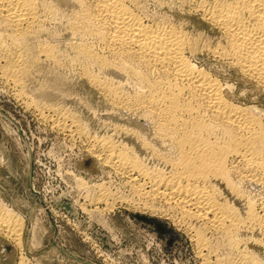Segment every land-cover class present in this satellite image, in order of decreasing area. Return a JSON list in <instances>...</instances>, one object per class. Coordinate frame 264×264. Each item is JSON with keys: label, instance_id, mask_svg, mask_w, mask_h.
Masks as SVG:
<instances>
[{"label": "rangeland", "instance_id": "obj_1", "mask_svg": "<svg viewBox=\"0 0 264 264\" xmlns=\"http://www.w3.org/2000/svg\"><path fill=\"white\" fill-rule=\"evenodd\" d=\"M35 2L42 8L39 9L40 22L34 25L31 35L24 36L22 42L18 41L20 45L9 42L12 40L10 28L0 20V214L10 215L20 233V237L11 238L0 232V264H264V229L251 228L246 220L248 199L256 206L255 211L260 212L264 204L263 186L250 185L240 181L239 175H230V179L235 178L231 182L236 183L234 185L239 186L241 191L236 197L224 182L211 181L216 185L213 186L216 188L214 194L220 195L216 197H220L217 200L230 207L232 215L236 212L235 217L238 213L235 219L240 223L244 220L242 225L238 222L241 229L233 230L237 236L232 233L235 238L232 245L222 231L210 229L194 218L191 221L182 219L177 209L171 207V211L167 202L160 199L153 201L134 192V186L126 175H120L104 164L101 156L94 158L97 154L93 148L98 143L111 144L118 147L116 149L127 150L129 157L139 160L142 166L150 168V172L154 171L155 174L157 168L161 171L168 168L152 157L153 150L158 149L160 155L166 158L174 155L172 150L168 152L169 147L165 148L166 145L159 144L152 137L149 130L151 124L147 119H139L131 111L120 110L119 105L110 104L102 91L91 86L86 76L88 73L98 77L101 83L104 79L103 83L112 86L110 88L116 86L123 94L126 90L130 92L125 94H132L134 89L132 84L125 81L124 75L86 63L76 54L75 44L80 41L68 30L70 8L61 5L58 0ZM194 2L139 0L134 9L139 10L148 23L172 22L181 26L188 32L194 45L197 44L196 48L214 47L222 41L220 33L194 10ZM45 47H51L53 59L50 57L49 60L42 52L41 49ZM198 53L194 58L197 66L231 86L234 95L243 104L255 105L264 123V92L221 60L203 52ZM16 58L18 70L24 63L21 65L24 69L16 71L17 74L20 72L21 77L15 73L17 84L3 76L5 66L12 59L15 63ZM20 60H23L22 63ZM58 123L67 124L72 130H68V127L59 130L61 127ZM142 142H148V148L141 145ZM150 145H154V148ZM150 151L153 152L149 154ZM244 192L247 193L245 196ZM164 204H167L166 207ZM137 206L146 207L141 211L133 209ZM185 224L188 228L184 231ZM196 229L206 231L205 234L198 231L202 247L195 243L197 233L191 235ZM190 239L195 240L192 242ZM236 241L241 242L238 244ZM241 253H246L247 257H239Z\"/></svg>", "mask_w": 264, "mask_h": 264}, {"label": "bare ground", "instance_id": "obj_2", "mask_svg": "<svg viewBox=\"0 0 264 264\" xmlns=\"http://www.w3.org/2000/svg\"><path fill=\"white\" fill-rule=\"evenodd\" d=\"M58 1L71 10L69 18L67 17L68 30L80 41L77 45L75 44L76 50L74 49V51H77L76 54L81 56L86 63L94 64L100 69L111 70L110 72H115L121 76L124 75L125 81L132 84L134 89L132 94H125L129 90L123 94L122 91L115 88L116 86L110 88L112 87L109 85L110 83H107L110 87L103 83L104 79L101 83L98 77L90 75L91 73H85L91 86L94 85L100 92L102 91L109 98L110 104L119 105L120 110L131 111L139 119L141 117H143L142 119L145 118L144 120L147 119L151 124L149 130H151L152 137L159 144L166 145L165 148L169 147L168 152L172 150L174 155H169L172 157L166 158L167 156L160 155L156 148L157 151H150L149 154L153 152L152 157L154 156L159 162H163L164 168H168L167 171H161L154 167L155 174L153 169H151L153 172H150V168L146 169L147 167L142 166L138 162L139 160L129 157L126 153L127 150L116 149L118 147L111 144L96 142L98 144L93 149L97 155L92 154L94 158L101 156L103 163L105 162L119 174L126 175L132 183V187L134 186L132 188L135 189L134 192L137 191L144 197H150L154 199L153 201L160 199L167 202L170 209L171 207L177 209L179 215H182V219L194 218L203 222L204 226L207 225L210 229L220 231V233L222 231L223 236L226 235L229 239L227 241L233 245L235 241V238L232 237L234 236L232 233H235L233 230L241 229L239 228L240 221L235 219L238 217V213L235 217L236 212L232 215L230 213L232 209L230 210V207L217 200L220 197H216L220 195L214 194L216 185L212 184L211 181L220 180L224 182L228 186V190L232 191L236 197H239L241 191L238 189L239 186L234 185L236 183L231 182L233 177L230 179V175H239L240 181L242 180L244 183L255 186L258 184L264 187V123L258 115L260 112L254 108L255 105L252 107L243 104L234 95L231 86L198 67L194 58L198 52H203L214 59L221 60L227 64V67L234 68L241 76L254 82L261 89L260 91L264 92V0H195L194 10L200 14L201 18L218 29L219 38L222 40L214 47L207 48L205 46V48L202 44L204 47L202 49L198 47L197 49L195 47L197 44L194 45L188 32L177 24L146 22L144 16L138 12L139 10L134 9L139 0ZM38 5L35 0H0V20L10 28L12 37H9L12 40L9 42L13 41L12 45L18 41L22 42L21 39L27 34L31 35L30 32L33 31L34 25L39 21V9H42ZM61 14L63 13L61 12ZM12 45L9 46L12 47ZM41 50L49 60L50 57L53 59L51 47H45ZM19 57L21 56L18 55L17 58L20 59ZM17 58L15 63L14 59L10 60L12 62L5 66V74L2 73L3 76L8 77L9 82L15 84L18 83L14 79L19 67ZM20 61L22 63L23 60ZM21 63L19 62V64ZM21 65L20 69L24 67L21 68ZM18 73L17 75L21 77L20 72ZM114 108L116 107L114 106ZM58 124L61 127H58L59 130L68 127L67 124L66 126L65 124ZM147 143L142 142L141 145L148 148ZM144 147L142 148L144 149ZM152 147L154 148V145ZM154 166L156 165L154 164ZM255 188L259 189L260 187ZM234 194L233 196H235ZM226 199L228 198L226 197ZM252 202L249 199L246 202L247 219H245L249 221L248 225L251 228L253 226L263 230L264 204L260 202L262 205L261 208L258 207L260 208L258 213L255 211L254 207L256 208V206ZM254 204L256 205V203ZM145 207L137 206L133 209H140L141 211ZM172 209L171 211H173ZM9 216L8 214L2 216L0 214V232H4L12 238V236H18L20 233L17 232L16 223H13ZM240 217L242 216L240 215ZM186 227L185 224L184 231ZM190 228L192 229V227ZM244 228L246 229V227ZM195 231L191 233V235L197 233L196 242H194L198 245L203 244L198 231L204 234L206 231ZM239 240L242 239L239 238ZM223 241L227 243L226 240ZM236 242L239 244L241 241ZM19 243L21 242L19 241ZM232 248L235 249L233 246ZM243 256L247 257L246 253L239 257Z\"/></svg>", "mask_w": 264, "mask_h": 264}]
</instances>
